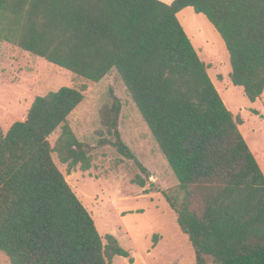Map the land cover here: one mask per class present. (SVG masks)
I'll return each instance as SVG.
<instances>
[{"label":"trees","instance_id":"16d2710c","mask_svg":"<svg viewBox=\"0 0 264 264\" xmlns=\"http://www.w3.org/2000/svg\"><path fill=\"white\" fill-rule=\"evenodd\" d=\"M189 7L220 34L233 85L256 102L264 94V0H0V42L93 83L116 70L179 182L178 193L159 192L196 264H264V173L178 19ZM83 101L84 89L62 87L0 129V251L11 264L130 258L115 236L100 235L53 158L69 175L92 168L94 147L68 122ZM122 109L111 91L98 147L133 161L146 176L134 182L145 187L151 172L122 138Z\"/></svg>","mask_w":264,"mask_h":264},{"label":"rangeland","instance_id":"374dc122","mask_svg":"<svg viewBox=\"0 0 264 264\" xmlns=\"http://www.w3.org/2000/svg\"><path fill=\"white\" fill-rule=\"evenodd\" d=\"M178 19L206 63L227 108L243 121L239 129L264 173V94L251 102L243 88L233 85L226 45L204 15L189 7L178 14ZM62 87L84 89V101L69 116L68 122L79 141L94 147L93 164L88 172L77 169L69 175L67 166L59 161L56 153L53 158L92 215L100 235L115 236L130 252V258L117 257L113 264H196L195 250L182 233L177 214L159 192L178 193L179 182L117 71L93 83L16 46L0 42V129L4 133L15 122L26 119L36 97ZM111 91L123 103L122 138L151 172L145 187L134 182L136 177L146 179V176L133 161L125 159L112 147H98L101 133L106 136L101 111L111 104ZM60 135L58 129L50 137L52 147ZM0 264H11L1 251ZM207 264L215 263L208 259Z\"/></svg>","mask_w":264,"mask_h":264},{"label":"crops","instance_id":"0c3cea01","mask_svg":"<svg viewBox=\"0 0 264 264\" xmlns=\"http://www.w3.org/2000/svg\"><path fill=\"white\" fill-rule=\"evenodd\" d=\"M163 2H166V3H172L174 0H161ZM164 241V238H162L161 242Z\"/></svg>","mask_w":264,"mask_h":264}]
</instances>
